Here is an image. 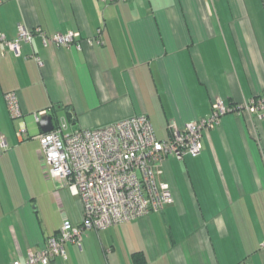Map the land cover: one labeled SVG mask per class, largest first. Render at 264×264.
Listing matches in <instances>:
<instances>
[{
	"label": "crops",
	"instance_id": "crops-1",
	"mask_svg": "<svg viewBox=\"0 0 264 264\" xmlns=\"http://www.w3.org/2000/svg\"><path fill=\"white\" fill-rule=\"evenodd\" d=\"M19 26L78 33L80 48L34 37L18 57L0 50V264H25L83 218L48 176L34 114L70 129L145 115L169 141L170 125L208 118L217 99L236 110L264 96L262 0H0V33L13 41ZM201 142L199 156L162 163L173 201L161 212L89 231L51 264H264V119L227 113Z\"/></svg>",
	"mask_w": 264,
	"mask_h": 264
},
{
	"label": "built area",
	"instance_id": "built-area-1",
	"mask_svg": "<svg viewBox=\"0 0 264 264\" xmlns=\"http://www.w3.org/2000/svg\"><path fill=\"white\" fill-rule=\"evenodd\" d=\"M78 36V33L48 35L40 28L29 31L19 26L13 41L0 33V50L4 47L18 57L20 44H30L34 37L40 38L45 47L75 45L78 49L80 42L75 41ZM35 60L39 67L43 66L39 58ZM4 97L10 117L20 120L22 114L15 94L7 93ZM242 110L256 115L258 120L264 119V96L236 110L217 99L208 118L189 122L182 131L170 125L169 141L156 138L145 115L95 129H70L58 120L50 132L38 136L43 161L51 180L62 183L71 196L81 201L83 218L78 226L65 222L56 236L46 240L42 250L28 253L25 264H51L56 258L65 257V245L79 244L89 231L105 230L161 212L173 201L170 187L158 178L162 163L169 158L199 156L202 131L218 126L227 113L239 114ZM44 115L46 111L34 114L35 122ZM19 128L23 130L24 123ZM0 144L5 146L3 141Z\"/></svg>",
	"mask_w": 264,
	"mask_h": 264
},
{
	"label": "water",
	"instance_id": "water-1",
	"mask_svg": "<svg viewBox=\"0 0 264 264\" xmlns=\"http://www.w3.org/2000/svg\"><path fill=\"white\" fill-rule=\"evenodd\" d=\"M53 118L49 115H44L42 117H40L39 120V126L41 129L42 133H48L52 130L53 128ZM58 120H60V118H58L57 120H54L55 122H57Z\"/></svg>",
	"mask_w": 264,
	"mask_h": 264
}]
</instances>
